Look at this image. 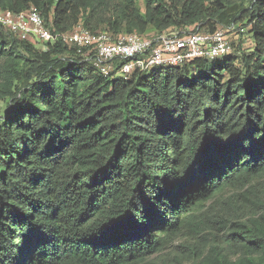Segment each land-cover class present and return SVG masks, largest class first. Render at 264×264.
Listing matches in <instances>:
<instances>
[{"label":"trees","instance_id":"trees-1","mask_svg":"<svg viewBox=\"0 0 264 264\" xmlns=\"http://www.w3.org/2000/svg\"><path fill=\"white\" fill-rule=\"evenodd\" d=\"M30 6L52 32L251 44L105 77L0 24V264H264V0H0Z\"/></svg>","mask_w":264,"mask_h":264},{"label":"built area","instance_id":"built-area-1","mask_svg":"<svg viewBox=\"0 0 264 264\" xmlns=\"http://www.w3.org/2000/svg\"><path fill=\"white\" fill-rule=\"evenodd\" d=\"M0 24L21 40L63 42L76 47L80 62L90 63L102 76H123L132 71L180 65L194 58L220 59L233 51L228 32H243L240 25L213 32L197 29L152 34L91 32L78 25L68 32H52L35 6L14 13L0 10Z\"/></svg>","mask_w":264,"mask_h":264},{"label":"rangeland","instance_id":"rangeland-1","mask_svg":"<svg viewBox=\"0 0 264 264\" xmlns=\"http://www.w3.org/2000/svg\"><path fill=\"white\" fill-rule=\"evenodd\" d=\"M139 6L142 8V3L141 1L138 2ZM154 33L152 30H148L146 34H152ZM226 37L229 40L230 44L233 47V50L235 52L238 51H242L244 49H246L251 43H250V38L248 37L247 33H243V34H239L236 32H228L226 33ZM36 47L39 49H44L45 48V44L43 43H37ZM150 70H148L149 72ZM6 108V102H1L0 103V112H3ZM180 244V240H177L175 242H173L170 246H168V248L164 249L162 252H167V251H171V253H173V251L179 247Z\"/></svg>","mask_w":264,"mask_h":264}]
</instances>
